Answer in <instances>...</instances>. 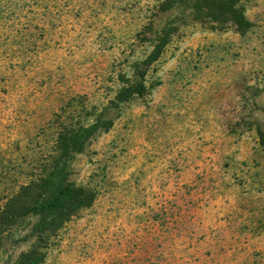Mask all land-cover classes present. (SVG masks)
Returning <instances> with one entry per match:
<instances>
[{
	"label": "rangeland",
	"instance_id": "1",
	"mask_svg": "<svg viewBox=\"0 0 264 264\" xmlns=\"http://www.w3.org/2000/svg\"><path fill=\"white\" fill-rule=\"evenodd\" d=\"M164 3L0 0V208L61 127H96L65 160L94 201L42 264H264V0L245 33ZM34 222L1 231L0 264Z\"/></svg>",
	"mask_w": 264,
	"mask_h": 264
},
{
	"label": "trees",
	"instance_id": "2",
	"mask_svg": "<svg viewBox=\"0 0 264 264\" xmlns=\"http://www.w3.org/2000/svg\"><path fill=\"white\" fill-rule=\"evenodd\" d=\"M249 0H165L164 10L186 7L192 12V20L208 26L210 30H223L232 24L239 33L252 26L245 16V4ZM156 55L152 60H156ZM132 94L141 95L144 86L126 88ZM126 98V94H124ZM126 100V99H124ZM95 126L69 129L61 127L64 134L56 139L53 153L42 166V173L29 177L17 191H10L3 208H0V234L12 226L20 227L27 218H34L30 236L34 244L20 252L14 264H42L48 254L50 240L79 211L88 208L95 195L90 190L67 181L66 163L70 154L81 152L82 144L91 137ZM259 144L264 149V132L259 131Z\"/></svg>",
	"mask_w": 264,
	"mask_h": 264
}]
</instances>
